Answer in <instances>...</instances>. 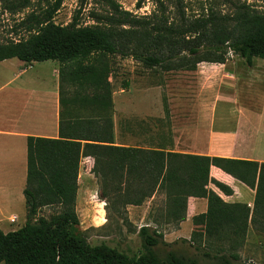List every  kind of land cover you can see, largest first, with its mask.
Returning <instances> with one entry per match:
<instances>
[{
	"label": "trees",
	"instance_id": "1",
	"mask_svg": "<svg viewBox=\"0 0 264 264\" xmlns=\"http://www.w3.org/2000/svg\"><path fill=\"white\" fill-rule=\"evenodd\" d=\"M31 1L0 3L16 14L29 9ZM145 1L138 0L136 8ZM150 1L154 8L146 16H136L106 0L105 12L90 13L93 24L82 25L76 12L71 22L62 26L54 17L64 0H42L19 22L23 35L0 43V62L11 58L25 63L56 61L60 103L69 85L75 89V104L104 113L112 109L110 73L105 64L108 56L130 58L165 72L192 71L201 63L223 65L229 53L244 59L248 67L254 58L264 59V10L245 1L193 0L198 10L188 13L191 0ZM76 90L88 94L81 96ZM112 127L109 118L102 119V125L94 119L75 121L65 133L60 122L57 139L27 137L22 194L28 216L33 220L32 215L44 207L74 204L79 164L89 156L94 160L92 173L99 194L107 204L116 205L118 214L126 206H140L163 192L166 217L182 221L189 197L206 198L207 211L192 220L204 228L208 238L204 246L195 248L202 261L173 251L161 256L158 248H170L172 243L148 225L137 232L141 243L138 254L104 243L92 245L77 228L68 232L70 218L76 224L77 219L63 209L49 221L41 218L37 224L25 222L14 231L0 230V264H254L242 261L236 253H226L222 246L215 254L207 247L213 244L209 239L220 243L226 239L228 250L233 251L243 246L250 226L264 232V162L116 147L110 145ZM211 167L255 191L252 209L246 204L226 203L207 189L211 181L223 194L232 193L224 184L210 180Z\"/></svg>",
	"mask_w": 264,
	"mask_h": 264
},
{
	"label": "rangeland",
	"instance_id": "2",
	"mask_svg": "<svg viewBox=\"0 0 264 264\" xmlns=\"http://www.w3.org/2000/svg\"><path fill=\"white\" fill-rule=\"evenodd\" d=\"M41 1L32 0L29 9L16 14L6 11L0 3V43L15 41L23 35L18 26L19 22L27 12L36 9ZM112 1L122 10L136 16L149 15L154 8L150 0H146L140 9L136 8L138 0ZM233 1H245L256 10H264V0ZM188 4V13L198 10L193 0L188 1ZM106 8V0H64L54 22L67 25L76 12H79L80 23L90 25L93 24L90 13L102 14ZM105 64L110 73L112 109L104 113L91 109L83 114L81 111L80 115L94 120L109 118L113 122L119 143L171 142L174 134L198 123L203 128L194 130L193 134L198 135L197 142L200 146L207 142L206 133L209 128L215 133L230 135L238 127L243 135L251 133L264 152V59L254 58L252 66L248 67L244 59L229 53L224 66L201 63L192 71L169 72L160 68H147L137 61L119 56L106 57ZM124 83L128 84L127 88ZM74 91V88L69 87V93ZM76 91L81 92V96L88 94L86 91ZM6 180L10 181L8 178ZM6 183L7 181L4 183V193L9 194ZM78 183L75 209L69 210L76 217L77 224L71 221V217L67 226L68 232L77 228L92 245L104 243L129 254H138L141 243L137 232L140 227L148 225L161 232L165 241L172 243L170 248H158L161 256L167 251H173L197 257L202 261L195 248L206 244L205 240L208 238L204 236V228L192 223L191 234L188 226H185L181 228V233L172 235L178 223L169 222L172 220L165 215L163 192L155 193L156 197L151 202L150 198L146 199L140 209L131 210L129 213L126 206L124 210L120 209L122 214H118L116 205L107 204L100 196L96 177H81ZM2 205H11V202ZM59 212L56 209H44L33 217L35 220L26 216L25 222L37 224L41 218L49 221ZM102 217H105V222ZM21 219H15L13 223L10 220L3 223L6 228L11 226V230H16L25 223ZM150 220L159 222H149ZM166 224L169 225L164 226ZM250 227L251 231L247 233L243 246L229 251L228 240H221L223 242L220 243L212 238L209 239L213 243L212 247L208 246L207 249L215 254L222 246L226 253L238 254L242 261L264 264V232ZM178 236H187L188 243H183Z\"/></svg>",
	"mask_w": 264,
	"mask_h": 264
},
{
	"label": "crops",
	"instance_id": "3",
	"mask_svg": "<svg viewBox=\"0 0 264 264\" xmlns=\"http://www.w3.org/2000/svg\"><path fill=\"white\" fill-rule=\"evenodd\" d=\"M69 87L72 86H66L67 90L63 96V103H60L59 64L56 61L46 60L25 63L17 58H11L0 62V230L4 233L9 232V230L14 231L11 230V226L6 228L4 221L13 219L15 222V219L18 221L21 217V222H25V218L28 216L22 194L26 182L27 137L57 139L59 137L60 122L66 133L68 126L75 121L86 122L87 120H93L80 115L81 111H83V114L84 111H91L92 108H85L75 104L72 94L68 92ZM98 121L102 125V118ZM199 128H203L201 124L193 123L181 133L174 134L171 142L159 144L157 142H148L146 144L132 142L131 144H125L117 141L115 130L112 127L113 143L110 145L190 156L222 157L258 163L264 162V152L260 149L259 141L251 133L243 135L240 132V128L237 127L233 134L226 135L215 133L209 128L206 133L207 142L204 146H200L197 142L198 135L193 134V131ZM93 166V158L89 156L83 157L79 164L78 180L81 177L85 179L95 177L92 173ZM7 178L10 181L6 180ZM209 178L224 184L232 191L230 195H225L211 181L208 183L207 189L215 192L224 202L246 204L247 207L252 209L254 190L216 167L210 168ZM6 181V186H9V188H6L10 190L9 194L4 193V183ZM155 197L156 195L154 194L149 201L151 202ZM8 201L11 202V205H2L7 204ZM75 203L72 205L47 206L32 216L35 217L44 209H56L59 211L64 209V211H67L66 213L70 214L73 212H69V210L75 209ZM142 207V205H129L126 210L130 213L131 210L134 211V209ZM206 211V198L189 197L184 220L169 221L178 223L176 230L171 234L178 235L185 226H188L189 234H191L192 228L190 225L193 223V218L204 214ZM102 220L105 222V217H102ZM130 222L133 221L130 220ZM149 222L159 221L150 220ZM249 228L251 229V227ZM250 229L248 233L251 231ZM180 237L184 240L188 239L187 236H178V238Z\"/></svg>",
	"mask_w": 264,
	"mask_h": 264
},
{
	"label": "built area",
	"instance_id": "4",
	"mask_svg": "<svg viewBox=\"0 0 264 264\" xmlns=\"http://www.w3.org/2000/svg\"><path fill=\"white\" fill-rule=\"evenodd\" d=\"M10 222H11V223H13V222H14V220H13V219H10Z\"/></svg>",
	"mask_w": 264,
	"mask_h": 264
}]
</instances>
